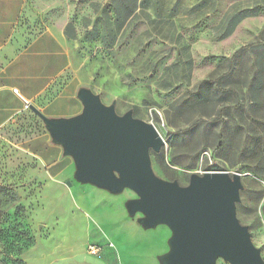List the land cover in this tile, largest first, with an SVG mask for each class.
Returning <instances> with one entry per match:
<instances>
[{"label":"rangeland","instance_id":"rangeland-1","mask_svg":"<svg viewBox=\"0 0 264 264\" xmlns=\"http://www.w3.org/2000/svg\"><path fill=\"white\" fill-rule=\"evenodd\" d=\"M24 1V40L49 27L73 54L72 69L39 102L76 79L116 114L131 110L155 127L158 177L186 186L193 173L239 174L236 217L256 239L264 229V0ZM53 147L28 107L0 129V264H159L169 229H144L140 214L128 215L132 191L75 181L72 159ZM88 245L104 247L102 258Z\"/></svg>","mask_w":264,"mask_h":264},{"label":"water","instance_id":"water-1","mask_svg":"<svg viewBox=\"0 0 264 264\" xmlns=\"http://www.w3.org/2000/svg\"><path fill=\"white\" fill-rule=\"evenodd\" d=\"M76 96L82 110L69 118H48L27 107L51 143L72 159L75 181L111 194L132 191L136 199L126 202L128 215L140 214L137 223L144 229H169L168 250L159 264H264L248 227L236 217L239 174L193 173L186 186L164 180L151 166L150 151L163 146L152 124L131 110L116 114L114 103L104 105L89 89L79 88Z\"/></svg>","mask_w":264,"mask_h":264},{"label":"crops","instance_id":"crops-1","mask_svg":"<svg viewBox=\"0 0 264 264\" xmlns=\"http://www.w3.org/2000/svg\"><path fill=\"white\" fill-rule=\"evenodd\" d=\"M24 4V0H0V129L25 113L28 104L52 118H69L82 110L76 79L67 82L52 100L39 102L72 69L73 54L62 33L49 27L24 40L20 27ZM53 146L60 154V147ZM257 230L256 239L250 232L251 241L264 260V229Z\"/></svg>","mask_w":264,"mask_h":264},{"label":"built area","instance_id":"built-area-1","mask_svg":"<svg viewBox=\"0 0 264 264\" xmlns=\"http://www.w3.org/2000/svg\"><path fill=\"white\" fill-rule=\"evenodd\" d=\"M205 157V158H208L210 159V155L207 153V152H204L202 154V158ZM205 173V172H204ZM203 174V173H202ZM107 248H111L112 245L111 244H107L106 245ZM103 250H104V247H100V246H95V245H88L87 248H86V252L88 255L92 256V257H95L97 259H101L102 258V255H103Z\"/></svg>","mask_w":264,"mask_h":264},{"label":"trees","instance_id":"trees-1","mask_svg":"<svg viewBox=\"0 0 264 264\" xmlns=\"http://www.w3.org/2000/svg\"><path fill=\"white\" fill-rule=\"evenodd\" d=\"M260 67H261V65H260ZM150 154L157 156L156 153H153L152 151H150Z\"/></svg>","mask_w":264,"mask_h":264}]
</instances>
